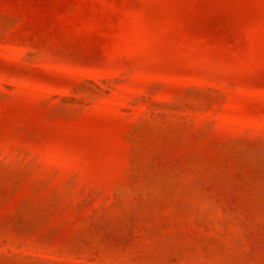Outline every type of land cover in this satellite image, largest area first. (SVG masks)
I'll return each instance as SVG.
<instances>
[{
  "label": "rangeland",
  "instance_id": "obj_1",
  "mask_svg": "<svg viewBox=\"0 0 264 264\" xmlns=\"http://www.w3.org/2000/svg\"><path fill=\"white\" fill-rule=\"evenodd\" d=\"M0 264H264V0H0Z\"/></svg>",
  "mask_w": 264,
  "mask_h": 264
}]
</instances>
